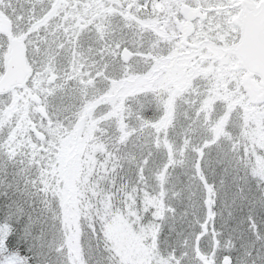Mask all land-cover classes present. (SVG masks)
I'll return each instance as SVG.
<instances>
[{
	"label": "snow or ice",
	"instance_id": "1",
	"mask_svg": "<svg viewBox=\"0 0 264 264\" xmlns=\"http://www.w3.org/2000/svg\"><path fill=\"white\" fill-rule=\"evenodd\" d=\"M250 48L264 0H0V264H264ZM88 116L73 197L59 148Z\"/></svg>",
	"mask_w": 264,
	"mask_h": 264
},
{
	"label": "trees",
	"instance_id": "2",
	"mask_svg": "<svg viewBox=\"0 0 264 264\" xmlns=\"http://www.w3.org/2000/svg\"><path fill=\"white\" fill-rule=\"evenodd\" d=\"M172 66V62H165V68H161L163 73L161 79L171 81L168 71ZM176 69V67H175ZM177 70V69H176ZM176 82H180L175 71L171 73ZM183 73L181 74V78ZM173 82V81H171ZM91 135V117L77 119L72 129L61 140L59 148L60 173L61 178L66 182L69 195L75 197L78 192V183L89 167L90 157L88 155V139Z\"/></svg>",
	"mask_w": 264,
	"mask_h": 264
},
{
	"label": "flooded vegetation",
	"instance_id": "3",
	"mask_svg": "<svg viewBox=\"0 0 264 264\" xmlns=\"http://www.w3.org/2000/svg\"><path fill=\"white\" fill-rule=\"evenodd\" d=\"M185 29L187 30V26H185ZM176 62L181 64H184V58L181 54L175 55ZM247 60L250 65L254 67L256 70H264V60H260L256 55L254 49L250 48L247 54ZM244 80L247 81L245 84L246 87H248L250 90L256 92L257 95L263 93L264 94V88H261V86L258 84V82L254 79H249L248 73H245Z\"/></svg>",
	"mask_w": 264,
	"mask_h": 264
},
{
	"label": "rangeland",
	"instance_id": "4",
	"mask_svg": "<svg viewBox=\"0 0 264 264\" xmlns=\"http://www.w3.org/2000/svg\"><path fill=\"white\" fill-rule=\"evenodd\" d=\"M167 63L169 62H172V66L169 67L171 70L168 71V74H169V77H170V80L173 81V82H176V78L173 77V75L171 74L172 71H175L178 78L180 79V82H181V74H179V72L175 69V66L178 65V64H181V63H173V60H170V61H166Z\"/></svg>",
	"mask_w": 264,
	"mask_h": 264
}]
</instances>
